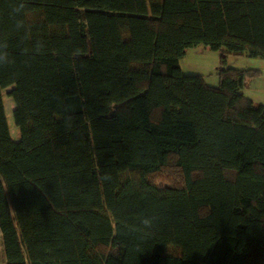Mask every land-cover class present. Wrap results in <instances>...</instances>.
<instances>
[{
    "label": "trees",
    "instance_id": "trees-1",
    "mask_svg": "<svg viewBox=\"0 0 264 264\" xmlns=\"http://www.w3.org/2000/svg\"><path fill=\"white\" fill-rule=\"evenodd\" d=\"M0 51L4 264H264L260 71L225 65L264 59V0H0Z\"/></svg>",
    "mask_w": 264,
    "mask_h": 264
},
{
    "label": "rangeland",
    "instance_id": "rangeland-1",
    "mask_svg": "<svg viewBox=\"0 0 264 264\" xmlns=\"http://www.w3.org/2000/svg\"><path fill=\"white\" fill-rule=\"evenodd\" d=\"M220 52L210 51L199 46L187 50L181 61V71L184 74L201 75L205 83L212 87L218 86V70L220 69ZM225 65L238 70H258L260 76L246 80L243 94L252 100L255 105H264V59L249 58L245 56L230 55L225 60ZM5 117L8 122L11 137L18 139V129L14 125L12 109L14 103L8 96H3ZM0 264H4L3 250L0 236Z\"/></svg>",
    "mask_w": 264,
    "mask_h": 264
},
{
    "label": "clouds",
    "instance_id": "clouds-1",
    "mask_svg": "<svg viewBox=\"0 0 264 264\" xmlns=\"http://www.w3.org/2000/svg\"><path fill=\"white\" fill-rule=\"evenodd\" d=\"M21 7H23V5H21ZM6 47L7 45H5V48ZM10 62L8 53L6 51H0V66H4ZM143 224L147 227H151V221L148 219L143 220Z\"/></svg>",
    "mask_w": 264,
    "mask_h": 264
}]
</instances>
